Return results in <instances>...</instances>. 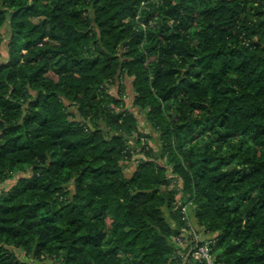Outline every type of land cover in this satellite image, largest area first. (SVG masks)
I'll use <instances>...</instances> for the list:
<instances>
[{"label":"trees","instance_id":"1","mask_svg":"<svg viewBox=\"0 0 264 264\" xmlns=\"http://www.w3.org/2000/svg\"><path fill=\"white\" fill-rule=\"evenodd\" d=\"M145 1L0 0V264H182L184 195L216 264H264V0Z\"/></svg>","mask_w":264,"mask_h":264},{"label":"rangeland","instance_id":"2","mask_svg":"<svg viewBox=\"0 0 264 264\" xmlns=\"http://www.w3.org/2000/svg\"><path fill=\"white\" fill-rule=\"evenodd\" d=\"M152 0L145 1L143 3L142 7H147L149 5V3H151ZM139 18H137L138 20ZM3 38H4V43L5 45H7L8 43V35L6 33V30L3 31ZM4 58L0 59V63H6V57H7V50L4 48ZM133 78H129V77H125L123 79V85L125 86V93L122 95L123 98H125V107L126 109L130 110L131 112L134 113V117L137 120V123L139 125V129L137 131V133L135 134V137H128V139L130 140V142L135 143L137 140L136 139H147V144L149 145L151 148H153L157 153H160L159 149V142L157 143L156 138H154L155 136H153V132L150 131V127H148V123H147V118L144 114V112H142L139 107H137V105L134 102V98H135V92L133 89ZM118 90H119V84H111L108 88L109 94L113 97L118 95ZM113 108H117V110H120L119 107L117 106H113ZM123 108V107H122ZM145 135H147L148 137L146 138ZM140 154L143 153L144 155V146L140 145L139 146ZM148 149V147H147ZM131 152H127L126 157H125V163L124 166L126 168V170L128 172H132V170H134V168H136V163H135V159L138 157V153H136V150L134 152H132L133 154H130ZM135 155V159H132L133 156ZM137 156V157H136ZM166 162V161H165ZM13 179L11 181H8L6 184H2L1 187L8 190L11 187V184L15 181H17V179L22 176V174L20 173H15L13 175ZM173 176H170V178ZM181 179H177L174 180V184L178 183L180 184ZM180 189L182 190V192L184 191L183 186L182 188L180 187ZM178 190V188H177ZM183 199V200H182ZM181 200L184 202V204H186L185 206H188L190 208V222L188 225H182L179 228V232L177 234H175L172 237L173 243L175 245L178 246L179 250H178V254L182 253L183 255H187L190 254V252H192L195 248H197V238L199 240H201L200 242L205 244V246H208L209 249L213 251V248H215V245L218 242V235L217 233H208L206 231V229L199 225L197 217L194 213L195 207L193 202H189L187 201V196L184 195V198H182ZM179 200V199H178ZM175 200L173 202V208L174 210H176V204L177 201ZM164 214H165V219L166 221L172 226L173 229H178V225L176 220L174 219V217L172 216V214L169 212V210H167L166 208L163 209ZM204 246V245H203ZM211 247V248H210ZM16 253V256L19 258V260H22L24 262H31L32 264H53L52 261H39V260H35L32 258H27L22 252L14 250ZM213 263L216 264L214 257H212Z\"/></svg>","mask_w":264,"mask_h":264},{"label":"built area","instance_id":"3","mask_svg":"<svg viewBox=\"0 0 264 264\" xmlns=\"http://www.w3.org/2000/svg\"><path fill=\"white\" fill-rule=\"evenodd\" d=\"M140 140H141V145L146 147L147 139L140 138ZM136 142L132 144V142H130V140L128 139V144L131 147H135ZM135 150H136V153H138L139 155L138 157L136 156L137 157L136 159L134 158L135 157L134 155L132 159H135V163L137 166L140 163V161L144 158V155L143 153L141 154L139 153L141 152L139 146H136ZM185 205L186 204H184V202L181 199H179L176 204V210H178L179 212L180 221L182 225H188L190 222V208ZM198 241L200 242L201 240L197 238V242ZM208 246H205V244H202L198 246L197 248H195L192 252H190L188 256L187 255L185 256L182 253H180V256L183 258L182 264H214L212 260V257H214V255L212 254V248L210 247L211 248L210 250Z\"/></svg>","mask_w":264,"mask_h":264}]
</instances>
